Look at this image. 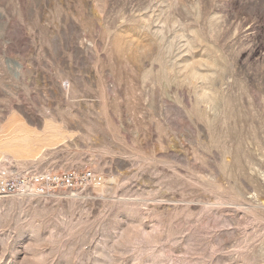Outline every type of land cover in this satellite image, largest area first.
Instances as JSON below:
<instances>
[{"label":"rangeland","instance_id":"374dc122","mask_svg":"<svg viewBox=\"0 0 264 264\" xmlns=\"http://www.w3.org/2000/svg\"><path fill=\"white\" fill-rule=\"evenodd\" d=\"M14 110L79 136L0 169V264H264V0H0Z\"/></svg>","mask_w":264,"mask_h":264},{"label":"bare ground","instance_id":"6f19581e","mask_svg":"<svg viewBox=\"0 0 264 264\" xmlns=\"http://www.w3.org/2000/svg\"><path fill=\"white\" fill-rule=\"evenodd\" d=\"M78 136L63 121L45 117L36 124L14 110L0 123V169L6 161L19 165L43 161L50 152L70 147Z\"/></svg>","mask_w":264,"mask_h":264},{"label":"built area","instance_id":"2783aa9c","mask_svg":"<svg viewBox=\"0 0 264 264\" xmlns=\"http://www.w3.org/2000/svg\"><path fill=\"white\" fill-rule=\"evenodd\" d=\"M11 181H13L14 184H16L15 179L14 180L11 179ZM11 181H9L8 179L0 180V197L8 196L14 192L13 189L15 188V186L11 184ZM66 183L71 184V179L67 178ZM26 190H27V186L26 184H24L23 187H21V194L24 193Z\"/></svg>","mask_w":264,"mask_h":264}]
</instances>
